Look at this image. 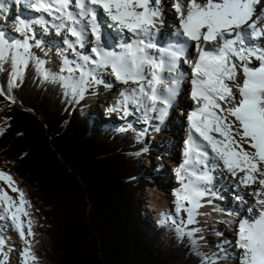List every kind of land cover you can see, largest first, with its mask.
I'll return each instance as SVG.
<instances>
[{"label": "snow or ice", "instance_id": "snow-or-ice-1", "mask_svg": "<svg viewBox=\"0 0 264 264\" xmlns=\"http://www.w3.org/2000/svg\"><path fill=\"white\" fill-rule=\"evenodd\" d=\"M8 2L50 17L31 22L17 17L20 40H9L0 31V71L10 64L9 92L32 59L45 79L50 75L45 62L32 54V47L40 46V41L29 42L35 39L33 24L45 30L51 24L73 38H66L65 44L76 60L65 56L60 71L67 75L57 78L66 95L74 98H83L92 84L104 83L97 78L99 70H110L116 81L134 85L120 93L118 103L125 111L133 103L166 115L172 96L187 76L195 107L187 114L184 160L175 170L180 182L174 191L176 213H186L188 225L196 222L207 194L200 184L208 176L200 169L207 168L211 157L245 188L258 185L252 195L260 211L253 219L237 222L234 247L238 264H264V46L255 43L264 42L262 0H171L175 35L183 40L167 47L155 40L164 23V0H0V10ZM105 26L132 39L115 50L104 42ZM89 36L94 37V43L88 41L93 44L89 52L77 51L85 48ZM189 46L194 56L188 53ZM181 61L191 68L190 73L179 71ZM0 95L13 100L2 88ZM0 181L6 186H0V220L10 221L25 244L20 252L22 264H38L33 241L28 239L35 236L31 203L11 174L0 170ZM177 231L192 236L198 230L185 233L178 227ZM4 246L0 238V264L7 262Z\"/></svg>", "mask_w": 264, "mask_h": 264}, {"label": "trees", "instance_id": "trees-1", "mask_svg": "<svg viewBox=\"0 0 264 264\" xmlns=\"http://www.w3.org/2000/svg\"><path fill=\"white\" fill-rule=\"evenodd\" d=\"M9 78L6 64L0 88L13 100L0 95V165H12L31 214L38 208L22 179L40 200L44 218L30 237L38 264H200L194 235L140 212L142 144L131 132L92 130L87 108L32 64L10 92Z\"/></svg>", "mask_w": 264, "mask_h": 264}, {"label": "rangeland", "instance_id": "rangeland-1", "mask_svg": "<svg viewBox=\"0 0 264 264\" xmlns=\"http://www.w3.org/2000/svg\"><path fill=\"white\" fill-rule=\"evenodd\" d=\"M170 4H171V0H167L166 1V5L168 7L167 9H169V11L171 12V18H173L175 13L170 8ZM34 49H36L35 53L39 54L40 59L45 62V57L46 58L49 57V52L47 50L49 48L47 46L46 47H44V46L43 47H40V46L35 47L34 46ZM51 56H57V53L56 54L51 53ZM56 62H57L56 60L55 61L52 60L50 63L46 62L44 64L49 65L53 69V71H57L58 67H56ZM253 64L255 65L257 63L253 61ZM116 90L118 91V89H116ZM110 93H112V89H109L107 91H105V89L103 90L102 88L96 89V92L94 94L85 95L83 98V101L85 104L89 105V107H90L89 109L92 110L94 113H99V112L102 113L101 106L104 102L108 101V97H110V95H109ZM237 97H238V93H237ZM85 99H86V102H85ZM88 99H92V101H94V104L88 103ZM113 99H115V98L113 97ZM94 105H95V107H94ZM176 110H175V112L173 111L170 119H167L168 124L164 123V128L161 127V129H157L156 131L153 130L154 139H153L151 144L147 143L148 148L140 150V152H139L140 155L143 156L142 157L143 160L140 164V166L142 168V175H140L138 178V183H139L138 198H139V203H140L139 210L141 213H144L145 211L150 212V209H152V208H155L157 213L158 212L165 213L168 210L169 206H171L173 208L172 194L174 196V201H176L174 191L176 190V188L177 189L180 188V182L176 188H173L175 177H174V175L172 176V171H173L172 166H173L174 162L176 161V156L178 155V148L180 146V140L177 138H178L179 134L181 133V129H182L181 124L177 123V121H178L177 118L181 119L182 122L184 121L183 117L180 116L178 110L177 111ZM1 114H2V111L0 110V127L2 125L1 124ZM102 115H103V113H102ZM103 118H104V116H103ZM170 123H172V124H170ZM174 123H175V125H174ZM176 124H178V126H176ZM165 129H167V130L164 132ZM170 130H171V132H170ZM173 130H175L177 132H175V131L172 132ZM160 131H162V132H160ZM145 132L148 133V129H146ZM137 142H141V140L138 139ZM150 147H151V149H149ZM245 147H247V145H245ZM176 149H177V152H176ZM151 162H152V165H149ZM177 165L178 164H176V165L174 164L175 169H176ZM155 166H159L160 171H158V172L155 171ZM216 167H217V165L212 166V168H215L214 172H216ZM220 167L221 166H218V168H220ZM0 170H3L7 173L11 172L13 174L12 165H9V167H4V168H2L0 165ZM216 176H221L223 179L227 180V176L225 177L222 174H219ZM176 181H179V180H176ZM168 182L169 183L171 182L169 186H168ZM31 183H33V182L29 178L28 179L25 178L24 180L23 179L21 180V184H23L26 187V189L28 190L29 197H30L31 201L33 203H35L36 207L38 208V211H36V212L33 211L32 212L33 214H31L32 219L37 220V219H40L42 216L44 218V214H43V211L41 210L40 202L37 201L39 199H38L36 193L33 191V187L31 186ZM228 183H230V182H228ZM0 186L6 187L3 184V181H0ZM216 186L220 187L221 183L217 184ZM230 186L232 187V185H230ZM171 190H173V191H171ZM220 190L222 191V188ZM153 192L157 193V196H158V199H156L155 202H153L151 200ZM226 192H227V190L222 192V194H221L222 198L224 197L223 194L228 196L226 194ZM10 194L13 195L14 197L17 195L16 193H10ZM163 194H167V196H164ZM163 197H165L167 200H166L165 204H163L161 207L158 205L157 201L161 202V199ZM204 197H206V196H204ZM156 203H157V205H156ZM174 204H175V202H174ZM39 208H40V210H39ZM47 211H49V210H47ZM173 211L176 212V204H175V209H173ZM184 215H185L184 212H181L179 215L176 213L175 219L177 220V223H179V220H181L180 225L182 227H184L186 229H197L198 230V231H195V235H196V237L200 243V247L204 251H206V249H207V246L204 242V237H206V239L209 242L214 243V245H216V247H212L211 250L217 251V246H219V244H215V243L219 242V240H221L222 238L221 239L219 238L217 240V233L212 231L213 230L212 228H206L205 226H206V224L208 225V223L205 222L204 220L200 221V219L198 217H196L195 223L190 224V225L186 224V218L187 217L184 218ZM150 216L152 218V215H150ZM182 221H184V223H182ZM202 221H203V223H202ZM221 223H223L224 226L226 225L225 220ZM6 225L7 224H5V222L3 223L2 221H0V238H3L5 240V246L3 249L5 254H6V251H10V253H11V248H10V250H8V239L10 237V234H9L10 232L8 230L9 228ZM223 228L224 227H222L221 229H223ZM10 230H11V228H10ZM232 231L235 232L234 228ZM226 232L227 233L230 232L229 228H225V232H224V239L228 240L227 239L228 237H226L227 236ZM4 233H6V234H4ZM207 236H209V238H207ZM211 236H213V237H211ZM224 239H222V240L224 241ZM226 245H228V243H226ZM223 247H225V245H223V246L220 245L218 248L222 249ZM13 249L15 250L16 248L14 247ZM209 252L210 251H208V253ZM47 256L50 259L52 257H54V256H52V254H49ZM206 256H207V253H206ZM215 256H220V255L216 254ZM17 257H18V253H17L16 259L14 262H12L10 260V264H19V263L21 264V261L19 262V259ZM212 257H214V255ZM227 257H229V256H227ZM230 257L233 259L232 261H236L234 257H232V256H230ZM221 261L219 264H225ZM216 262H219V261H216ZM232 263L234 264V262L230 261L227 264H232ZM205 264H209V263L207 262Z\"/></svg>", "mask_w": 264, "mask_h": 264}, {"label": "bare ground", "instance_id": "bare-ground-1", "mask_svg": "<svg viewBox=\"0 0 264 264\" xmlns=\"http://www.w3.org/2000/svg\"><path fill=\"white\" fill-rule=\"evenodd\" d=\"M166 1L167 0H164V2H165V9H164V11H165V15L163 16V19H165V20H171V21H174L175 20V15H174V17L173 18H171V12L169 11V9H167L168 7H167V5H166ZM163 33H165L166 32V29L165 28H163L162 30H161ZM47 42V41H46ZM254 62H256V61H254ZM257 63V62H256ZM101 72H103V73H105L106 75H109V74H111L110 73V70H104V69H102V70H100ZM99 71V72H100ZM99 72H98V74H99ZM109 80H110V82H111V84H112V87H111V89L112 90H115V89H118V91H120V93L125 89V88H128L130 85H125V84H122L121 82H119V81H116L115 80V77H111V78H109ZM115 99V101H117V96H113ZM186 102H188V100L184 97V96H182V98H181V104H184V103H186ZM178 110V109H177ZM176 110V111H177ZM178 112L179 113H181L180 112V110H178ZM168 116H167V119H170V117H171V115H172V113L171 112H168V114H167ZM186 116V115H185ZM164 121L163 122H161V124H162V127L164 128ZM176 126H178V124H176ZM162 128V129H163ZM157 130V128L156 129H154V131H156ZM167 129H165L164 130V132L166 131ZM172 130V129H171ZM171 130H170V132H171ZM182 130V129H181ZM175 130H173L172 132H174ZM160 132H162V131H160ZM175 132H177V131H175ZM182 162H183V160H184V155H183V152H184V147H183V149H182ZM217 161L216 160H214V162L212 163V164H210L205 170L206 171H208L209 172V174H210V177H209V179L207 180L208 181V183L209 182H211L212 184H214V185H217V184H219V183H221V186L220 187H218L217 188V191L219 192L220 191V189L222 188V191L219 193L220 194V196H221V194H222V192H224L225 190H227L228 188H227V184H228V182H230L231 184L230 185H232V187H233V189L237 192V194H239L240 192H242V191H245L246 189H243V187L241 186V185H239L238 183H239V180H238V178H236V177H233L232 175H231V173H229L225 168H223V166L221 165V167L220 168H218V166L216 167V172H214V169L215 168H212V166L213 165H217ZM181 164V163H180ZM180 164H178L177 166H176V168L180 165ZM223 169V170H222ZM176 169L174 168V171H175ZM221 171V172H220ZM219 174H222V175H224L225 177L227 176V180H225V179H223L221 176H216V175H219ZM256 187H258V185H253L252 187H250V188H247V190H246V192H244V198H245V200L247 201V205L245 206V208H249V207H253L254 206V200H255V197L252 195V192L255 190V188ZM253 191H252V190ZM237 194H236V196H234L233 198H232V200H229V197L228 196H226V195H224L223 194V196H224V198H222V200L221 201H218V202H214V201H211V202H206V204L205 203H203L204 201H206L205 200V198L208 196L207 194L205 195L206 197H203L202 198V200H201V204L203 205L199 210H198V212L201 214V215H204L205 217H204V221L205 222H207L208 223V225L206 224V228H212L213 230L212 231H216V232H218V233H221V234H223V236L221 237L222 239H224V232H225V228H229V231L230 232H226V237H228L227 239L228 240H225L224 239V243L223 244H221L222 246L223 245H225V247H223L222 248V251L223 252H220V254H217V255H220V257L219 258H224V256H225V254H227L228 256H229V260H222V261H224L223 263H225V264H227V263H229L230 261H232L233 259L230 257V256H232V257H234L235 258V260H236V255H237V252H236V249H235V247H234V244H235V241H234V238H233V236L235 235V232L234 231H232L233 230V226H232V223H233V217H234V213L233 214H230V215H226L225 214V211H224V209H233V210H236V211H238L239 210V208H240V206L237 204V200H239V201H241L240 199L241 198H239V197H237ZM164 196H167V194H163ZM153 197V198H152ZM152 197H151V200L153 201V202H155L156 201V199H158V196H157V193H155V192H153V194H152ZM209 199V198H208ZM207 199V200H208ZM230 199H231V196H230ZM166 198L165 197H163L162 199H161V202H159V201H157L158 202V205L159 206H161L162 207V205L163 204H165V202H166ZM151 203V202H150ZM208 203H210V205L209 206H207V204ZM175 204H176V201H175ZM156 205H157V203H156ZM155 205V206H156ZM165 206V205H164ZM153 207V206H152ZM224 208V209H223ZM159 210V209H158ZM242 210H246V209H244V208H242ZM160 211V210H159ZM236 211H235V213H236ZM158 213H160V212H158ZM247 216H249V217H251V214H248ZM211 218V219H210ZM225 220V223H226V225L224 226V224L223 223H221V222H223ZM217 221V222H216ZM202 223H203V221H202ZM229 225V226H228ZM232 226V227H231ZM222 227H224L223 229H221ZM9 228V227H8ZM232 229V230H231ZM2 230V229H1ZM5 230V229H4ZM9 230V229H8ZM234 230H236V228H234ZM9 234H10V237H9V239H8V250H10V248H11V253H10V251H6V255H7V264H10V260L12 261V262H14L15 261V259H16V256H17V253H18V259H19V262L21 261V264H22V259H21V256H20V252H21V250L25 247V244L23 243V241H21L20 240V238H19V235H18V233L16 232V230L14 229V231H12V229L11 230H9ZM2 236V235H1ZM211 237H213V236H211ZM207 238H209V236H207ZM220 238V239H221ZM226 243H228V245H226ZM16 248L15 250L13 249V248ZM219 246H217V248H218ZM215 256V255H214ZM218 260V259H217ZM217 260H215V262L217 261ZM221 261V260H220ZM219 261V262H220ZM20 264V263H19ZM234 264H238V262H237V260L236 261H234Z\"/></svg>", "mask_w": 264, "mask_h": 264}]
</instances>
